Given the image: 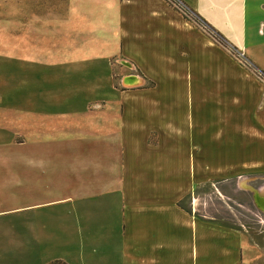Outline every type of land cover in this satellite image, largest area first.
<instances>
[{"label": "crops", "instance_id": "crops-1", "mask_svg": "<svg viewBox=\"0 0 264 264\" xmlns=\"http://www.w3.org/2000/svg\"><path fill=\"white\" fill-rule=\"evenodd\" d=\"M182 1L264 73V0ZM10 8L0 264H258L241 229L182 203L256 144L263 93L246 68L166 0H0ZM128 65L144 82L120 88Z\"/></svg>", "mask_w": 264, "mask_h": 264}, {"label": "rangeland", "instance_id": "rangeland-1", "mask_svg": "<svg viewBox=\"0 0 264 264\" xmlns=\"http://www.w3.org/2000/svg\"><path fill=\"white\" fill-rule=\"evenodd\" d=\"M8 13L14 16L12 8L0 9V19L7 16ZM191 24L195 26L193 23ZM195 27L209 37V34L204 29L202 30L200 25ZM213 42L227 50L214 40ZM9 44L12 46L13 42L9 41ZM227 51L229 52V50ZM231 57L245 67L248 74L260 84L263 95L259 102V109L252 114L253 122L249 120L247 124V129H253V124L258 125L256 131L259 137L247 136L248 143L255 139L254 144H256L252 146V150H246V159L243 163H239L240 165L230 163L225 166H215L207 177L198 179V183L192 192L183 197L182 203L183 206L188 207L189 210L200 216L212 218L241 229L242 242L256 244L261 250V258L257 262L258 264H264V211L256 205L252 198L253 189H257L264 196V74L254 68L240 53L233 54ZM125 65L127 64L125 63ZM127 67L126 69L118 68V71L114 72V74L117 73L115 74V80L120 88L144 82L143 79L138 77V74H135L136 76L129 74L130 66ZM102 78L107 79L104 73L101 80ZM86 79L88 83H91L88 77ZM96 82H98V79H96ZM145 83L148 84L146 81ZM189 106L191 109V104ZM192 111L196 117H201L204 114L203 111H197V106L194 105ZM251 145L249 144L248 147L250 148ZM222 159L224 163L230 161L227 160V156ZM255 262L256 260L252 259L250 264H255Z\"/></svg>", "mask_w": 264, "mask_h": 264}, {"label": "trees", "instance_id": "trees-1", "mask_svg": "<svg viewBox=\"0 0 264 264\" xmlns=\"http://www.w3.org/2000/svg\"><path fill=\"white\" fill-rule=\"evenodd\" d=\"M166 1L171 6H173L175 10L179 11L185 19H187L188 21L193 23L195 26L200 25L202 27V30L204 29L209 34V37L212 40L221 44L223 47H225L227 50H229V52L231 53L232 56H233V54L237 55L238 53H240L237 50V48L235 46H233L232 44H230L221 33H219L215 28H213L210 24H208L195 10L190 8L182 0H166ZM254 68H256V67H254ZM261 73H263V72H261ZM233 227H235V226H233ZM48 264H66V263L62 260H53V261L49 262Z\"/></svg>", "mask_w": 264, "mask_h": 264}, {"label": "water", "instance_id": "water-1", "mask_svg": "<svg viewBox=\"0 0 264 264\" xmlns=\"http://www.w3.org/2000/svg\"><path fill=\"white\" fill-rule=\"evenodd\" d=\"M252 198L256 205L264 211V196L260 194V192L257 189L252 190Z\"/></svg>", "mask_w": 264, "mask_h": 264}, {"label": "built area", "instance_id": "built-area-1", "mask_svg": "<svg viewBox=\"0 0 264 264\" xmlns=\"http://www.w3.org/2000/svg\"><path fill=\"white\" fill-rule=\"evenodd\" d=\"M243 56V55H242ZM244 57V56H243Z\"/></svg>", "mask_w": 264, "mask_h": 264}, {"label": "bare ground", "instance_id": "bare-ground-1", "mask_svg": "<svg viewBox=\"0 0 264 264\" xmlns=\"http://www.w3.org/2000/svg\"><path fill=\"white\" fill-rule=\"evenodd\" d=\"M262 195V194H261Z\"/></svg>", "mask_w": 264, "mask_h": 264}]
</instances>
